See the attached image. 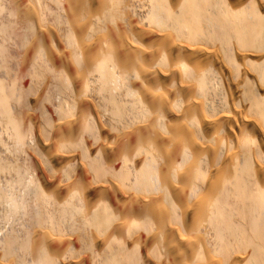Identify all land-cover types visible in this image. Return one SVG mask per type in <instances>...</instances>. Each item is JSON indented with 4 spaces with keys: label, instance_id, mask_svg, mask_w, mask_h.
<instances>
[{
    "label": "bare ground",
    "instance_id": "bare-ground-1",
    "mask_svg": "<svg viewBox=\"0 0 264 264\" xmlns=\"http://www.w3.org/2000/svg\"><path fill=\"white\" fill-rule=\"evenodd\" d=\"M0 264H264V0H0Z\"/></svg>",
    "mask_w": 264,
    "mask_h": 264
}]
</instances>
